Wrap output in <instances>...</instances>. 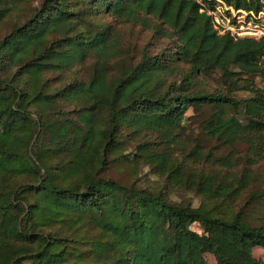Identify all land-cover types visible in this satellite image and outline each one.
<instances>
[{"label": "trees", "instance_id": "obj_1", "mask_svg": "<svg viewBox=\"0 0 264 264\" xmlns=\"http://www.w3.org/2000/svg\"><path fill=\"white\" fill-rule=\"evenodd\" d=\"M29 1L0 0V264H264L246 211L264 174L183 135L191 110L217 145L264 153V39L219 35L191 0ZM113 22L164 46L136 60ZM116 164L161 181L124 186Z\"/></svg>", "mask_w": 264, "mask_h": 264}, {"label": "rangeland", "instance_id": "obj_2", "mask_svg": "<svg viewBox=\"0 0 264 264\" xmlns=\"http://www.w3.org/2000/svg\"><path fill=\"white\" fill-rule=\"evenodd\" d=\"M37 3L34 2L33 0H30L28 2L27 5H25L24 7H22L24 13L28 11H31L33 6H35ZM23 16V15H22ZM16 15H11V17L8 19L9 23L3 25L2 28L3 31L5 32V30H7V28H9V26L11 25L10 22H12L13 20L16 19ZM101 19L103 21H106L105 23H108L110 20L105 18V17H101ZM113 31H115L118 35L119 41H120V46L122 47V49L125 52H128L130 54V56H133L134 59L137 60L138 56L134 54V52H132V49L135 50H140L141 47H143L147 42H151L153 46L157 45L159 42L156 40V38L151 37L150 32H146L141 28H138L136 26H122L121 24L118 23H114L113 22ZM164 41H161L157 47H163L164 46ZM152 48V46H151ZM153 53H156L158 51V49L156 48H152L151 49ZM92 63V60L89 61L88 65ZM85 75H87L85 69H81L79 72V78H84ZM67 78H64V80H66ZM208 84H205L207 89H209L210 91H214L215 89L219 88L217 87V81H209L207 82ZM259 85H264L263 84V80H261L259 83ZM221 91L225 92V90H223L222 88H220ZM249 94L244 92V91H240L237 92L234 97V99H239V98H246ZM229 114H233L231 112H229ZM187 119V121H185V123L183 124V135L186 139H199L200 143L206 148V149H213L214 152H216L217 155H225L228 154L229 152H234V160L236 161L237 164H245L248 163L250 164L248 161L249 159L255 161V168L257 169V173L258 175L262 176L264 174V153L262 152V154L258 157H255L254 155H252L250 152L247 151V146L243 145V144H239L236 145L235 150H232L229 147H225L222 145H217L216 142L208 137H206L203 133V131L201 130V126L199 124V122L201 121V117L200 116H196V114L194 115L193 112L191 110H189L186 113L185 116ZM185 118V119H186ZM186 142H189L186 141ZM189 144V143H188ZM103 175L106 178H112L116 181H118L119 183H121L124 186H130L132 184V182L134 181V179L136 180V183L138 186L140 187H152L154 185H157L160 183V179L158 178V176H156L155 174H153L150 170L146 169H140L137 168V173L132 174V172L130 171V167L129 166H125V165H113L109 168H107L104 172ZM174 201H190V203H192V205L196 206L199 202V200L193 196L191 193H182V192H176L173 195L172 198ZM247 213L249 214V220L250 222L255 225V226H263L264 225V201H260L257 204H253V205H249L246 209ZM193 229L196 231H200L199 227L197 225L193 226ZM253 255L264 261V250L256 248L253 250ZM205 259L207 264H215V260L213 258V256L211 255H205Z\"/></svg>", "mask_w": 264, "mask_h": 264}, {"label": "built area", "instance_id": "obj_3", "mask_svg": "<svg viewBox=\"0 0 264 264\" xmlns=\"http://www.w3.org/2000/svg\"><path fill=\"white\" fill-rule=\"evenodd\" d=\"M206 13L213 29L219 35L240 38L264 39V0H259L257 11L236 9L222 0H191ZM210 2L213 5L210 6Z\"/></svg>", "mask_w": 264, "mask_h": 264}]
</instances>
